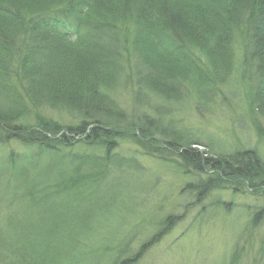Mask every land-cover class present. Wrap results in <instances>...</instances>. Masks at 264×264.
I'll return each mask as SVG.
<instances>
[{
  "label": "trees",
  "instance_id": "16d2710c",
  "mask_svg": "<svg viewBox=\"0 0 264 264\" xmlns=\"http://www.w3.org/2000/svg\"><path fill=\"white\" fill-rule=\"evenodd\" d=\"M244 73L257 76L255 110L264 118V0H0V144L29 148L14 177L20 185H28L26 166L47 158L64 170L54 185L61 192L139 171L136 154L121 152L128 139L134 153L178 163L187 180L181 194L197 205L217 192L264 196L257 150L200 151L194 146L210 145L166 127L161 108L160 118L129 114L119 100L128 92L136 106L151 108L153 96L170 103L192 92L200 101L218 81ZM72 149L79 152H65ZM35 190L28 191L33 206ZM176 222L174 215L162 220L164 228L134 255L130 246L109 249L108 264H137ZM239 260L235 253L230 264Z\"/></svg>",
  "mask_w": 264,
  "mask_h": 264
},
{
  "label": "rangeland",
  "instance_id": "374dc122",
  "mask_svg": "<svg viewBox=\"0 0 264 264\" xmlns=\"http://www.w3.org/2000/svg\"><path fill=\"white\" fill-rule=\"evenodd\" d=\"M194 58L200 66L205 63ZM234 77L218 81L200 101L192 92L170 103L153 96L151 108L136 106L128 92L119 100L129 114L135 110L162 116L166 127L210 145L194 146L200 151L229 154L255 149L264 159V135H260L264 118L254 103L257 76ZM46 113L68 120L64 113ZM135 149L131 140L121 142L123 155L136 154L141 170L120 171L108 181L61 192L54 185L64 170L50 158L26 166L28 185L15 183L29 148L17 141L0 144V264H108L109 249L130 246L128 256L136 254L164 228L160 222L170 215L178 223L151 244L137 264H230L235 253L238 264H264V213L260 224H253L255 215L264 210V196L217 192L197 205L195 197L181 194L187 180L178 174V163L165 164L141 151L134 153ZM169 160L177 161L171 156ZM33 189L40 197L35 206L28 196ZM9 247L10 251L3 249Z\"/></svg>",
  "mask_w": 264,
  "mask_h": 264
}]
</instances>
